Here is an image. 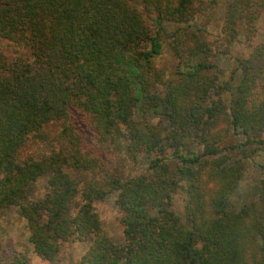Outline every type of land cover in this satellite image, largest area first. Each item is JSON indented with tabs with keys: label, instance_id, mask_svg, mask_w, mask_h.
<instances>
[{
	"label": "trees",
	"instance_id": "16d2710c",
	"mask_svg": "<svg viewBox=\"0 0 264 264\" xmlns=\"http://www.w3.org/2000/svg\"><path fill=\"white\" fill-rule=\"evenodd\" d=\"M192 2L0 0V42L29 54L9 61L0 48V214L16 209L41 259L54 263L62 244L90 240L79 264H264V179L256 201L239 210L231 202L245 160L264 148V38L236 59L239 76L220 81L201 30L180 27ZM263 11L264 0L228 1L226 43L250 39ZM165 38L176 61L170 79L155 66ZM50 122L61 126L59 150L19 162ZM105 150L131 163L142 156L144 173L110 172ZM41 178L47 190L36 197ZM180 190L182 218L172 209ZM111 194L121 243L92 207Z\"/></svg>",
	"mask_w": 264,
	"mask_h": 264
},
{
	"label": "rangeland",
	"instance_id": "374dc122",
	"mask_svg": "<svg viewBox=\"0 0 264 264\" xmlns=\"http://www.w3.org/2000/svg\"><path fill=\"white\" fill-rule=\"evenodd\" d=\"M230 0H193L190 22L182 23V29L194 24L201 31L199 35L206 41L212 51L209 58L217 64V69L210 71L220 81L229 80L231 76H239L236 59H247L254 47L259 45L264 38V11L254 23V29L250 39L240 35L231 44H227L225 35L222 32L224 9ZM263 1V0H251ZM137 10L142 13L146 23L153 28L151 15H146L142 7ZM251 28V27H250ZM171 27V30H175ZM242 32H248V28H241ZM171 39L163 40V49L155 61L157 69L161 70L163 76L170 79L175 71L176 61L174 60ZM0 48L9 61L15 59H28V52L13 43L1 40ZM225 96H223V99ZM153 122H156L154 120ZM224 125L220 124L218 130L224 131ZM61 126L58 122H50L43 130L41 138H29L17 155L19 162L26 159L39 160L45 156L55 153L60 148L59 133ZM264 138V136H263ZM86 139L89 144L95 142L90 130H86ZM105 160L107 169L110 172H117L123 176H135L145 171V161L142 156L137 157L136 163L124 161L123 154L118 151L99 152ZM245 171L242 180L236 188V194L231 197L233 206L239 210L241 203L256 201L258 198L257 189L260 181L264 179V148L259 149L254 157L245 160ZM76 180H87L89 175L72 173ZM45 178L39 179L35 184L36 197L46 193ZM185 192L180 190L173 199V211L180 217L184 214ZM77 199L75 207L79 205ZM93 211L97 214L102 231L116 243L123 241V227L121 224L122 213L115 204V195L111 194L104 200L96 201L92 205ZM29 232L25 220L21 218L16 209L12 208L0 214V264H16L17 259L24 264H79L87 252L90 240L87 242H69L61 245L60 252L54 263H49L38 257L28 240Z\"/></svg>",
	"mask_w": 264,
	"mask_h": 264
}]
</instances>
